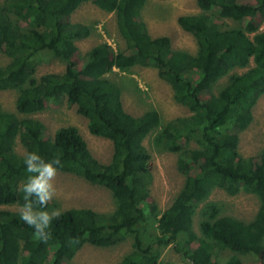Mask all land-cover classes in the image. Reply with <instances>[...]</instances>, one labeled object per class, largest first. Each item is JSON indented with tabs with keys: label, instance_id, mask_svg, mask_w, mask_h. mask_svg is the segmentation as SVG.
I'll return each instance as SVG.
<instances>
[{
	"label": "trees",
	"instance_id": "obj_1",
	"mask_svg": "<svg viewBox=\"0 0 264 264\" xmlns=\"http://www.w3.org/2000/svg\"><path fill=\"white\" fill-rule=\"evenodd\" d=\"M148 1L0 4V49L11 59L0 67V91L17 90L16 110L25 116L19 118L0 105V206L23 204L17 189L26 176L25 154L16 151L18 140L25 151L37 152L46 161L59 157L57 172L108 189L116 204L114 212L105 214L89 208L60 211L47 243L33 239V229L20 221L19 211L0 210V264H69L86 245L113 248L129 238L133 250L117 264H164L163 253L170 246L187 264H218L223 251L231 254L228 264L264 263V151L244 157L239 150L240 134L253 124L254 109L264 96V0H197L200 12L177 21L196 39V54L174 49L170 37L150 34L142 18ZM85 3L115 14L125 49L102 43L84 58L78 56L77 42L94 31L93 26L72 22ZM222 20L239 26L223 28ZM49 55L65 63L66 70L38 77ZM136 66L155 68L172 87L176 103L191 114L163 124L155 109L138 117L127 113L122 85L107 73H130ZM245 68L249 70L243 74H231ZM227 76L229 81L216 94V85ZM64 101L88 119L92 135L113 143L109 163L93 156L77 127L51 135L45 123L32 117ZM155 131L156 143L178 154L177 168L185 177L165 211L151 202L154 176L144 141ZM216 189L231 197L255 196L258 212L246 222L221 216L218 205L208 202L199 235L196 214ZM34 207L51 211L54 204L51 200L45 209Z\"/></svg>",
	"mask_w": 264,
	"mask_h": 264
},
{
	"label": "rangeland",
	"instance_id": "obj_2",
	"mask_svg": "<svg viewBox=\"0 0 264 264\" xmlns=\"http://www.w3.org/2000/svg\"><path fill=\"white\" fill-rule=\"evenodd\" d=\"M6 0H0V4ZM245 0L244 4H249ZM200 9L197 0H149L142 11V18L147 24L150 34L154 37L167 36L172 40L173 48L196 54L198 45L196 39L184 32L178 25V18L183 15L198 14ZM73 23L94 27V31L87 39L77 42L78 56L84 58L96 45L111 43L117 49H125L126 43L120 36L117 28L115 14L107 13L92 3L83 4L73 15ZM223 28L238 27L239 23L232 20L219 22ZM264 31V25L261 27ZM253 37V35H250ZM11 62V59L0 49V67ZM253 62L251 67L253 66ZM66 64L49 55L38 70V77L49 73H63ZM249 68L237 69L231 74H243ZM107 76L122 85L123 104L127 113L141 116L148 110L155 109L160 113L162 123L188 117L189 110L176 103L172 87L161 80L157 70L152 67H134L130 73H123L118 69L107 73ZM229 81V76L222 79L215 87L217 94ZM17 90L0 91V105L8 112L15 113L19 118H24L16 110L18 97ZM47 125L52 135L57 129L75 126L87 142L92 154L105 164L112 160L114 154L113 143L104 138L92 135L88 129V119L79 115L76 106L70 107L64 101L58 106H52L43 112L32 116ZM157 131L153 132L144 141V145L151 155L150 168L154 176L151 186V202L155 203L161 211H165L174 198L181 191L185 177L178 171V154L166 151L155 141ZM192 146H196L194 142ZM239 150L242 156H257L264 151V96L260 98L254 109V122L250 128L240 134ZM16 151L25 154V149L18 140ZM56 190L52 199L55 209L66 211L72 208H89L98 213H112L116 208L111 192L101 186H95L75 175L57 172L52 181ZM213 202L220 208L221 216H232L242 221H251L258 212L260 203L250 194L241 193L231 197L221 189H216L209 200L203 203L195 217L194 229L201 235L200 223L203 219V206ZM19 211V206L1 207L0 210ZM132 239H127L121 245L113 248H98L86 245L69 264H117L125 255L130 253ZM231 254L223 251L218 264H228ZM244 261L252 262L251 257H242ZM164 264H187L185 259L178 254L173 246L168 247L161 259Z\"/></svg>",
	"mask_w": 264,
	"mask_h": 264
},
{
	"label": "clouds",
	"instance_id": "obj_3",
	"mask_svg": "<svg viewBox=\"0 0 264 264\" xmlns=\"http://www.w3.org/2000/svg\"><path fill=\"white\" fill-rule=\"evenodd\" d=\"M22 163L26 176L18 191L23 193V204L19 206V219L25 225L33 229V239L47 243L52 233L50 227L52 221L61 215L59 209L36 210L35 205L45 209L49 201L55 195L53 179L61 166L59 157L46 161L37 152L26 151Z\"/></svg>",
	"mask_w": 264,
	"mask_h": 264
},
{
	"label": "built area",
	"instance_id": "obj_4",
	"mask_svg": "<svg viewBox=\"0 0 264 264\" xmlns=\"http://www.w3.org/2000/svg\"><path fill=\"white\" fill-rule=\"evenodd\" d=\"M112 48L116 49L115 46L111 43H108Z\"/></svg>",
	"mask_w": 264,
	"mask_h": 264
},
{
	"label": "water",
	"instance_id": "obj_5",
	"mask_svg": "<svg viewBox=\"0 0 264 264\" xmlns=\"http://www.w3.org/2000/svg\"><path fill=\"white\" fill-rule=\"evenodd\" d=\"M264 264V263H263Z\"/></svg>",
	"mask_w": 264,
	"mask_h": 264
}]
</instances>
